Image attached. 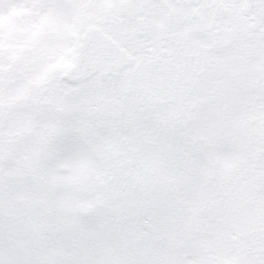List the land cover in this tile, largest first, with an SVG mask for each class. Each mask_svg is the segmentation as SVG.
Returning a JSON list of instances; mask_svg holds the SVG:
<instances>
[{
	"label": "snow or ice",
	"instance_id": "6c2138e0",
	"mask_svg": "<svg viewBox=\"0 0 264 264\" xmlns=\"http://www.w3.org/2000/svg\"><path fill=\"white\" fill-rule=\"evenodd\" d=\"M0 264H264V0H0Z\"/></svg>",
	"mask_w": 264,
	"mask_h": 264
}]
</instances>
